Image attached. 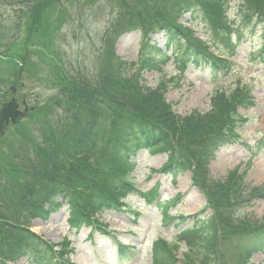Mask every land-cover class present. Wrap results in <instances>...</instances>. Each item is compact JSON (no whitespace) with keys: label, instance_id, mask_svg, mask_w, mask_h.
I'll use <instances>...</instances> for the list:
<instances>
[{"label":"rangeland","instance_id":"374dc122","mask_svg":"<svg viewBox=\"0 0 264 264\" xmlns=\"http://www.w3.org/2000/svg\"><path fill=\"white\" fill-rule=\"evenodd\" d=\"M20 1L0 0V96L17 86V98L21 101L24 96L28 108L44 105L51 99L52 119L64 115L63 73L78 66L95 75L111 74L114 58L131 66H126L125 73L129 93L135 94L136 87L159 89L161 99L181 118L207 113L217 90L227 99L248 98L244 105H240L241 101L232 106L227 140L207 169L213 182L234 186L237 204L230 211L233 210L239 220L225 219L226 209L213 200L210 189H202L195 164L183 162L187 153L184 147H175L173 160L184 168L175 178L161 173L170 163L166 151L138 154L131 177L139 195L128 196L118 211L97 217L105 228L103 232L90 227L77 232L71 230L66 207L46 223L31 221L32 232L57 250H67L68 264H154L152 250L158 242L164 243L165 249L176 256V264H264V251L252 254L246 263L240 262L242 237L226 233L231 227L222 225L233 226L248 219L264 220V150L259 143L264 137V0H232L226 6L229 19L238 23L243 34L233 52L229 46L207 35L200 25L190 24L189 14L184 15L181 24L189 28L196 39L207 42L213 54L227 56L230 69L215 74L189 67L181 77H175L178 75L172 62L167 63L161 73L138 75L139 49L147 33L124 32L129 28L122 24L121 14L125 8L121 0H56L53 4L49 0H30L23 10L18 6ZM124 1L127 3L128 0ZM177 2L179 0H164L167 7ZM252 17L259 26L246 29L245 21L250 22ZM165 42L164 33L159 32L151 35L149 45L163 51ZM168 53L171 55L170 51ZM20 84L24 89L19 88ZM114 87L117 86L111 88L115 90ZM117 88L119 91L116 92L123 91V88ZM250 97L254 101L252 107H249ZM36 124V119L22 120L17 130L9 128L3 143L0 142V151L9 145L16 147L18 138L23 135L31 136ZM3 160H0V174ZM78 164L86 169L96 168L98 161L90 156L79 157L71 167L80 166ZM8 180L7 176L0 175V190L6 187ZM155 185H159L158 206L174 199L177 201L163 215L160 207L142 198L145 194V198H149ZM245 200L250 202L240 204ZM209 220L217 224L219 230L215 236L216 249L212 250L213 244L207 242L205 250L202 246L191 254L185 240L190 233L186 232H190L191 227H198L202 230L197 234L201 233ZM202 236L199 235L197 241ZM17 264L29 263L21 260Z\"/></svg>","mask_w":264,"mask_h":264},{"label":"trees","instance_id":"16d2710c","mask_svg":"<svg viewBox=\"0 0 264 264\" xmlns=\"http://www.w3.org/2000/svg\"><path fill=\"white\" fill-rule=\"evenodd\" d=\"M132 1L121 0L125 8L121 14L122 24L134 31L163 32L166 38L163 51L148 43L143 45L140 72L161 73L169 62L175 63L180 74L189 67L200 69L203 66L211 71L227 68L221 59L193 38L189 30L177 24L183 15L189 14L212 39L229 46L232 37L222 14L225 0H179L168 7L164 0ZM114 61L111 74L95 75L78 66L63 73L64 115L50 118L51 99L44 105H35L26 116V121L37 120L31 136L23 135L18 138L16 147L9 145L0 151V160H5L0 175L9 179L0 190V264H17L21 260L29 264H66L67 250L55 251L41 241L30 231L31 221L46 223L51 215L67 207V224L71 230L77 232L84 227L101 230L96 216L117 210L122 196L133 192L134 186L128 178L135 167L133 159L141 150L167 151L170 163L162 172L176 176L184 168L173 160L175 147H184L187 153L182 161L195 164L202 189H210L213 200L226 209L225 219L239 220L233 210L230 211L237 204L234 186L213 182L207 167L227 140L232 106L241 101L240 105H244L248 98L227 99L217 90L207 113L181 118L161 99L159 89L136 87L135 94L129 93L126 63L115 58ZM114 85L123 91L116 92L119 89L114 87L113 90ZM253 105L251 98L249 107ZM19 124L13 129L17 130ZM207 134L211 135L207 137ZM153 143L155 147L151 146ZM259 143L264 150V137ZM88 156L98 161L96 168L86 169L80 164L71 167L77 157ZM152 195L155 196V190L149 198ZM158 207L162 215L171 209L169 205ZM207 223V228L199 234L202 229L198 227L186 232L190 233L185 240L191 254L202 246L205 250L207 242L213 244L212 250L216 249L217 224H212L211 220ZM242 223L222 225L231 227L226 233L242 237L239 261L246 263L252 254L264 251V220L248 219ZM163 244L158 242L153 246L154 264H176V256Z\"/></svg>","mask_w":264,"mask_h":264},{"label":"water","instance_id":"95a60500","mask_svg":"<svg viewBox=\"0 0 264 264\" xmlns=\"http://www.w3.org/2000/svg\"><path fill=\"white\" fill-rule=\"evenodd\" d=\"M23 114L17 111L14 100L2 106L0 109V137L3 136L5 127L9 123L14 124Z\"/></svg>","mask_w":264,"mask_h":264}]
</instances>
